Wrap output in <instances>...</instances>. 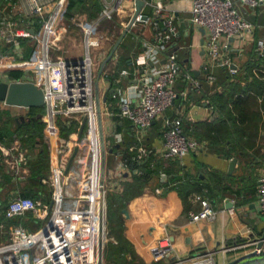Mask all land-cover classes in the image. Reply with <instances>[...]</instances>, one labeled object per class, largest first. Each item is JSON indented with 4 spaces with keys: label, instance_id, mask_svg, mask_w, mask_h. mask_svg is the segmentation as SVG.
I'll use <instances>...</instances> for the list:
<instances>
[{
    "label": "built area",
    "instance_id": "2783aa9c",
    "mask_svg": "<svg viewBox=\"0 0 264 264\" xmlns=\"http://www.w3.org/2000/svg\"><path fill=\"white\" fill-rule=\"evenodd\" d=\"M66 1L18 0L0 25V42L12 47L15 53V56L0 55V76L21 71V79L11 82H32L41 87L45 95V114L42 119L45 124L44 141L50 152L51 173L48 182L52 190L50 203L22 196H15L9 201L6 208L8 219L31 213L40 226L32 232L17 225L6 232L8 239L0 244V264L98 262L102 156L95 100L94 51L108 39V36L102 35V26L112 24L114 17L125 7L135 11L137 0H101L103 9L98 17L81 23L86 49L81 61L54 57L55 35L64 18ZM146 6L151 10L149 21L152 22L155 37L153 44L146 45L145 52L135 61L136 73L142 74L143 78L126 89L110 88L114 90L111 94L110 89L106 90L107 101L111 99L115 102L114 111L106 107L107 101H102L105 96H101L103 115L129 121L135 129L134 143L127 159H123L120 151H115L113 147L123 142V134L111 133L113 145L106 144L107 151L112 149L111 154L107 153L106 160V192L108 182L113 181L115 187L125 178L142 176L144 173L139 168L140 164L147 162L150 157L177 162L204 148L202 142L184 132L181 116L164 119L160 132L163 147L160 150H152L145 143L147 133L156 120L174 105L178 96L174 86L181 76L176 52L168 55L164 64L161 63L162 55L169 51L168 44L179 34L176 18L168 12L164 0H148ZM238 6L257 14L259 9L264 8V0H191L190 22L194 27L206 31L204 46L208 61L205 70L210 84L216 82V77L210 72L214 68H229L232 74L237 72L231 69L233 63L230 57L222 54V40L254 37V24L246 19ZM21 39H28L32 43L34 52L29 60L23 58ZM224 47L228 49L227 43ZM256 51L264 55V40L257 42ZM100 56L104 58L106 54ZM120 75L129 76L130 72L125 69ZM182 76L186 82L199 88V81L190 72ZM182 94L186 96L185 92ZM204 102L212 112H216L211 100L206 99ZM61 121L66 129L73 128L69 137L62 135ZM0 148L10 154L2 144ZM28 161L29 151L24 149L11 163L24 166L29 175ZM159 176L162 180L170 178L169 173L163 170L159 171ZM182 182L184 180L174 182L169 187L177 189ZM106 192L103 241L107 235ZM256 196L258 213L264 219V164L260 168ZM190 199L191 203L199 205L198 210L189 213L192 222L215 218L217 213L212 201L196 193ZM258 242L236 248L254 246L255 251ZM173 255L174 248L169 237L159 241L152 249L155 263L172 258L170 264H218L211 252L194 255L185 261Z\"/></svg>",
    "mask_w": 264,
    "mask_h": 264
},
{
    "label": "crops",
    "instance_id": "0c3cea01",
    "mask_svg": "<svg viewBox=\"0 0 264 264\" xmlns=\"http://www.w3.org/2000/svg\"><path fill=\"white\" fill-rule=\"evenodd\" d=\"M164 1L168 12L174 14L179 27V34L176 37L178 40L174 38L171 43L174 48H178L176 55L177 63L180 65L178 66L181 76L174 86L175 92L178 95L174 105L165 112L162 118L156 120L147 133L145 143L152 150H160L163 147L160 132L166 117L181 116L183 120V129L186 134H190L189 129L193 125L196 126L202 123L208 124L216 118L215 112H212L204 101L210 99L213 92L220 90V87H215L218 82L217 77H221L222 74L226 72L222 70L224 69L222 67L214 68L210 72L216 77V82L210 84L207 81L205 66L208 61V55L205 46L201 43L202 40L206 41V35L204 36L201 29L194 27L190 22L191 0ZM238 8L246 19L254 24L255 33L252 38L244 40L231 39L228 41L223 39L221 42L222 54L230 57L232 63L237 66V71L244 68L255 50L257 42L264 40V8L259 9L260 14L257 15L252 14L248 9L241 6H238ZM128 12L129 11L120 12L121 14L120 16L118 15L117 19V22L124 30L134 15V13H131L129 16ZM142 14L151 16L150 8L145 6ZM86 19H88V15L87 18L84 16H80V18L75 16L71 20H66L64 17L63 22L66 23L67 29L65 30V28H63L62 22L60 25V27H62L57 31V34H59L58 39L62 35L64 37L66 34L73 31L69 27V23H74L77 20L84 21ZM140 29L141 32L139 34L137 30ZM68 39L59 43L61 46L60 48H65ZM189 39H191L190 44L187 43ZM117 41L118 40L110 45L105 58H96V60L98 59L100 62L97 67V74H99L102 63L106 60ZM153 41L154 31L150 24L140 25L127 33L116 52L115 58L107 63L101 77L97 76V82H99L102 97L106 95L105 92L107 89H126L128 86L137 84V82L143 78L142 74L136 73L135 61L145 52L146 45H152ZM226 43L228 49L224 47ZM66 52H68V49ZM2 54L12 56L15 53L12 49H8L6 44L0 42V55ZM84 56L85 48H83V52L77 50L73 53H66V55L63 56L54 54V57L66 61H81ZM167 57L168 53L162 55L161 63H165ZM121 58L129 62L128 66L131 67L127 69L130 72L129 76L121 77L120 75V72L126 69L124 65L121 67V71L118 72V60ZM181 67L183 71L180 69ZM226 69L230 72L229 68ZM186 72H190L193 77L199 81V88L192 86L183 79L182 75ZM111 76H114V83L108 80V77ZM11 81L13 80H9L7 76H0V83H9ZM184 92L186 96H183L182 93ZM106 107H109L110 111H114L115 102L111 99L108 100ZM0 114L1 132L5 130L8 132L11 131L9 127H5L8 121H13L16 126V124L26 123L29 120V109L9 106L2 101H0ZM106 117L104 116L105 122L103 121L105 141L106 144L108 143L110 146L113 145L111 142L113 143L114 140L111 133H120L118 132V123L116 120L119 117H110L108 115H106ZM121 125L122 123H120V126ZM131 132L134 139L135 129L133 126H131ZM10 133L11 132H9V134ZM262 135L264 136V132ZM198 140L203 143L204 148H202L201 151L188 154L183 159L177 161L175 167L172 165L174 162L164 161L163 169L161 170L168 173L173 169V173L180 176L184 175V173L195 175L200 169H204L208 181L211 180L210 176L213 171L224 174L226 179L223 184H221L219 190V194H221L222 197L219 196L214 199L207 195L206 192L196 193L213 202L217 213L215 218L192 222L189 213L198 210V208H195L198 204L191 203V196L189 197L190 209L186 212L185 204L177 189H170V187L166 189V187L159 184L157 180H151L140 195H137L127 202L124 210L128 211V216L122 212V222L124 224L123 231L119 232L118 236L113 234L108 237L107 244L105 243L106 245H104L103 264H170L172 258L162 263H155L152 258V249L165 237H169L172 241L174 257L185 261L194 255L211 252L215 255L216 260L217 258L225 260V262H220V264H227L248 254L250 250L246 247H236L258 242L262 238L264 234V219L259 215L257 210L256 191L259 178L258 173L264 162V139L258 142L259 146L256 151H250L249 156L241 158L233 157V155L229 157L227 153L228 148H222L220 152L213 151L209 147L207 141ZM0 144L10 151L8 155L6 151L3 152L0 148V210L3 209L6 203L13 197L21 196L27 187L32 185L30 184L32 182H36L42 189H51L48 182L50 175L48 179L42 178L37 182L31 179L30 173L29 175L26 173L24 166H14L11 163L14 157L18 156L20 151L25 149L21 137L14 134L11 138L5 137L3 140H0ZM118 147L119 145L117 148ZM37 154L38 149H34L33 151L30 150L29 159H36ZM154 158L160 160L156 157ZM234 158H237L238 162L233 173L229 174L230 162ZM133 177L125 178L121 181L122 183H118L115 187L113 181L108 182L106 186L107 192L108 190H119L123 182L130 181ZM200 177L202 179L205 178L202 174ZM5 178H8L10 183H7ZM167 181L168 180H162L161 183L164 184ZM40 187L35 185L34 189L38 192L40 197L43 198H41V200L44 202V200L49 199L46 197L48 191L42 190L41 192ZM51 192L52 190H50V194H47L51 196ZM240 192L241 195H239ZM227 201L232 203V208H226ZM7 224L5 222H0V244L7 241L8 236H6L5 233H8L14 227L8 226L9 224ZM29 224L32 227L40 225L39 221L35 218L32 222H29ZM36 230L37 229H34L32 232ZM109 244L111 245L109 252L113 255L114 260L106 258ZM262 251H264V245Z\"/></svg>",
    "mask_w": 264,
    "mask_h": 264
},
{
    "label": "trees",
    "instance_id": "16d2710c",
    "mask_svg": "<svg viewBox=\"0 0 264 264\" xmlns=\"http://www.w3.org/2000/svg\"><path fill=\"white\" fill-rule=\"evenodd\" d=\"M17 3L18 0H0V25L3 17L6 14H10ZM102 9L103 5L101 0H67L64 7V17L66 20H71L76 15L84 13L88 15L89 20H93L98 17ZM175 40L178 39L175 38ZM170 43L167 46V48L169 47V51L174 49V46ZM187 43L190 44L191 39H189ZM6 46L8 49H12L9 45ZM21 46L24 50L23 58L25 60L31 59L34 49L30 40L21 39ZM169 51L167 50V53ZM16 59L18 58L16 57ZM128 63V61L122 58L119 59L118 72L121 71L123 65L126 69L131 68L128 66ZM177 64L179 65V63ZM180 69L183 71L182 67ZM222 70L226 72H224L221 77H217L218 82L215 85V87H220V90L213 92L209 99L216 108V118L208 124L202 123L196 126L193 125L189 129L190 134L188 135L197 140L207 141L209 147L216 152H220L222 148H228L227 153L229 157L232 155L237 158L247 157L250 151L257 150L259 146L258 142L264 139L262 135L264 132V55H259L255 48L242 70H238L235 74H231L226 68ZM6 76L9 80L16 81L21 79L23 73L21 71H11L8 72ZM108 80L114 83V76L108 77ZM44 114V107L31 108L29 109V120L26 123L19 125L15 123V126L13 121H8L5 127H9L11 130L9 132L11 133L9 134L7 130L4 132L0 131V140H3L5 137L11 138L16 134L18 137H21L25 149L27 148L28 151L38 149L37 158L29 159L27 164L30 170V176L32 177L31 179L37 182L42 178L48 179L50 175V152L48 145L44 141L45 124L42 119ZM116 120L118 123V132L123 133L124 140L118 148L116 145H113V147L115 151H120L123 159H127L130 156V147L134 143L131 132L132 125L129 121L121 118H117ZM120 123H122L121 126ZM60 125L62 135L68 137L73 128L70 130L66 129L63 125V121L60 122ZM163 163L164 161L150 157L147 162L140 164L139 168L144 173L142 176H134L132 180L123 182V186L121 185L119 190H108L106 194V207L109 236L113 234L118 236V233L123 231L124 224L122 222V212L127 202L137 195H140L151 180H157L159 184L165 186L166 189L170 184L184 180V182L178 186L177 190L183 199L186 212L190 209L189 197L194 193L206 192L207 195L214 199L221 196L219 190L221 184H223L226 179L224 174L213 171L210 176L211 180L208 181L204 169H202L204 171L200 169L195 175L184 173V175L180 177L174 174L173 169H171V171L168 172L170 175L169 180L163 184L159 176V171L163 169ZM262 164H264V162ZM201 174L204 175V179L200 177ZM6 182L10 183V180L7 178ZM30 184L32 185H29L21 196L34 200L41 199L42 197H40L38 192L34 189L35 185L38 187H40V185H37L36 182ZM40 189L41 192L42 190H46L48 191L47 193L50 194L51 189H42V187H40ZM47 193L46 197L49 199L44 200V202L50 203L51 196ZM239 195H241V192ZM8 203L9 202L0 210V222L8 223V226L22 225L30 231L39 228L40 225L37 227L30 226L29 222H32L34 219L31 213H27L22 217L8 219L6 217ZM110 249L111 245L109 244L106 258L114 260L113 255L109 252ZM253 259H255V257L244 260L239 264L247 263Z\"/></svg>",
    "mask_w": 264,
    "mask_h": 264
},
{
    "label": "water",
    "instance_id": "95a60500",
    "mask_svg": "<svg viewBox=\"0 0 264 264\" xmlns=\"http://www.w3.org/2000/svg\"><path fill=\"white\" fill-rule=\"evenodd\" d=\"M146 6V0H137L136 6H135V12L131 20L129 21L128 25L126 26L125 30L122 32L120 38L116 42L115 46L111 50L110 54L106 58V60L102 63L100 72L98 74V77H101L103 74L104 68L107 65L109 61H111L115 56L116 52L121 46L124 38L126 37L127 33L130 30L135 29L136 27H139L140 25L144 24H150L152 25V22L149 21V16H145L142 14L143 9ZM140 17V19H139ZM165 31V28L162 29ZM202 34L205 36L206 31L204 29H201ZM138 33L141 32L140 30H137ZM34 33V31L32 32ZM202 45H204L205 40H202ZM178 48L171 49L168 52V55H172L177 51ZM164 63V62H163ZM231 69H237V66L235 64L231 65ZM198 73V72H195ZM114 90H110V94L113 93ZM95 100H96V108H97V116H98V127H99V136H100V143H101V188H100V194H101V205H100V242H99V251H98V262L97 264H103L104 259V241H103V222H104V212H105V185H104V179H105V171H106V160H107V153L111 154L112 149L108 150L106 149V141H105V132H104V126H103V117H102V106L101 102L107 101V96L102 98L101 101V92H100V86L99 82H96L95 84ZM0 101L5 102V104L9 106L14 107H20V108H43L45 106V95L41 87L37 86L36 84L32 82H1L0 83ZM82 135V133H81ZM238 162L237 158L232 159L230 162V168H229V174H232L234 171V168ZM167 180V179H163ZM233 205L230 201H227L226 208H232ZM123 213L128 216V211L123 210ZM264 245V234L262 238L259 240L257 249L253 252H250L240 258H238L235 261H232L227 264H239L244 260L251 259L253 257L259 256L260 253L263 250Z\"/></svg>",
    "mask_w": 264,
    "mask_h": 264
},
{
    "label": "rangeland",
    "instance_id": "374dc122",
    "mask_svg": "<svg viewBox=\"0 0 264 264\" xmlns=\"http://www.w3.org/2000/svg\"><path fill=\"white\" fill-rule=\"evenodd\" d=\"M102 3V2H101ZM131 9V8H130ZM128 9L127 7H125L123 9V11L127 12L129 11V16L131 15V13H134V11L131 9ZM264 10V9H263ZM121 13L117 14L113 21L112 24L111 23H106L104 26H102L101 28V32H102V35L105 37L108 36V39L107 40H104L100 46V48L98 50H95L94 51V58H101L100 55H104L106 54L107 55V51H108V48L110 47L111 44H113V42H115L116 40L119 39V36L122 34L123 32V27L117 22V19H118V15L120 16ZM257 14H260V11L257 12ZM256 14V15H257ZM80 16H84L85 18H87V15L86 14H78L76 15V17L80 18ZM128 19V17H127ZM131 20V19H130ZM64 21V20H63ZM62 21V22H63ZM83 21H80V20H77L76 22L74 23H69V27L73 30L72 32H70L69 34H66L64 37L63 35L58 39V35L56 33L55 35V40H54V54L56 55H59V56H63V55H66V53H73V52H76L77 50H81V52H83V48H85V45H84V41H83V37H82V31H81V23ZM62 24V23H61ZM111 24V25H110ZM119 24V25H118ZM118 25V26H117ZM62 27V26H61ZM60 27V28H61ZM63 28H65V30L67 29V25L65 22H63ZM123 29V30H122ZM67 36V38H66ZM114 36V37H113ZM69 38V39H68ZM67 40L68 39V43L66 44L65 48H60L61 46L59 45V43H62V41L64 40ZM70 41V43H69ZM68 49V52H66ZM77 49V50H76ZM85 53H86V49H85ZM106 57V56H105ZM104 57V58H105ZM95 60V65H96V71H97V67L99 66L98 64H100L99 60ZM237 61V59H236ZM98 73V71H97ZM96 73V77H95V81L97 82V76L98 74ZM104 116L106 117V115H103L102 114V117H103V121L105 122V118ZM107 118V117H106ZM75 130V129H74ZM73 133V130L71 131V133L69 134V136ZM107 135V134H106ZM68 136V137H69ZM172 165L175 167L176 166V162L172 163ZM110 166H112L110 164ZM172 167V166H171ZM173 167V168H174ZM259 174V173H258ZM195 208H198L199 209V205H196ZM106 232H107V235H106V239L104 241V245L107 244V239L109 237V227H108V217H107V210H106ZM106 243V244H105ZM245 248V247H244ZM247 249H250L248 251V253H250V251L252 252L254 250V246H250V247H246ZM240 258V257H239ZM238 259V258H237ZM236 260V259H235ZM217 261H218V264H220V262H225L224 259L222 258H217ZM234 261V260H233ZM244 264H264V251H262L260 253L259 256L255 257V259L251 260V261H248L247 263H244Z\"/></svg>",
    "mask_w": 264,
    "mask_h": 264
}]
</instances>
